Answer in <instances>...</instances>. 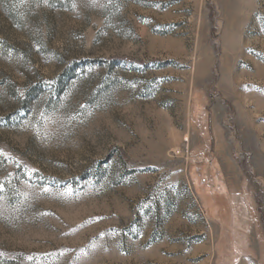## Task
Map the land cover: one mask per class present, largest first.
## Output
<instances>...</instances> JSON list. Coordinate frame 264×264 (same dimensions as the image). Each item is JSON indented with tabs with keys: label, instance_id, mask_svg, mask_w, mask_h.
Instances as JSON below:
<instances>
[{
	"label": "rangeland",
	"instance_id": "obj_1",
	"mask_svg": "<svg viewBox=\"0 0 264 264\" xmlns=\"http://www.w3.org/2000/svg\"><path fill=\"white\" fill-rule=\"evenodd\" d=\"M0 264H264V0H0Z\"/></svg>",
	"mask_w": 264,
	"mask_h": 264
}]
</instances>
